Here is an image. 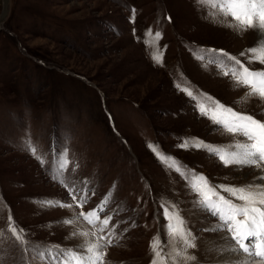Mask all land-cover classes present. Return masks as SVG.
<instances>
[{
	"label": "rangeland",
	"instance_id": "1",
	"mask_svg": "<svg viewBox=\"0 0 264 264\" xmlns=\"http://www.w3.org/2000/svg\"><path fill=\"white\" fill-rule=\"evenodd\" d=\"M207 13L196 0H10L0 28V227L10 210L34 242L74 248L95 238L70 233L95 228L82 218L71 226L61 221L112 192L104 215L113 220L101 234L112 246L99 241L106 264H150V241L164 239L160 205L169 200L197 237L192 264H214L206 257L210 239L227 232L203 231L217 218L193 205L186 181L148 147L159 146L214 185L263 183L254 180L259 170L225 167L205 150L177 147L186 137L220 146L244 139L218 130L177 84L200 100L207 94L264 121V100L246 97L231 75L197 58L198 49L211 48L246 62L239 54L257 43V32L228 28ZM157 54L163 66L153 61ZM29 139L44 166L26 150ZM65 147L71 161L66 178L78 184L88 179L96 188L83 209L41 204L72 202L50 171ZM3 254L11 264L15 253L6 246Z\"/></svg>",
	"mask_w": 264,
	"mask_h": 264
},
{
	"label": "snow or ice",
	"instance_id": "2",
	"mask_svg": "<svg viewBox=\"0 0 264 264\" xmlns=\"http://www.w3.org/2000/svg\"><path fill=\"white\" fill-rule=\"evenodd\" d=\"M196 3L208 9L207 14L213 21L240 32L249 30L257 32V43L239 54L241 57L247 55L246 62L222 49L211 48L198 49L197 58L215 65L224 76L231 75L237 86L247 90L246 97L264 100V69L252 67L255 63L264 65V0H196ZM134 18L135 9H133ZM155 35L160 37L161 33L157 31ZM152 59L163 66L161 55H153ZM177 88L197 100L196 108L200 115L207 117L218 126V130L223 129L233 137L244 138L243 141L236 140L229 145L220 146L208 144L196 137H186L177 147L186 150L189 148L205 150L215 155L225 167L235 166L238 170L251 167L259 170L262 174L254 180L264 182V121L225 106L207 94H200L203 97L200 100L189 88H181L179 84ZM25 147L44 166L45 159L38 154L37 145L29 139ZM148 147L166 168L176 172L186 181L189 189L196 196L193 205L217 218L218 223L213 228L203 231L228 233L215 247V251L219 254L239 257L235 261H229L228 264H264V183L239 186L214 185L202 173L198 174L183 166L177 158L163 154L159 146L149 143ZM70 163L69 153L65 147L58 155L56 167L50 171L53 181L67 190L72 202L48 199L41 201L44 207L71 209L76 206L83 209L89 202L90 196L96 195V188L90 180L85 179L78 184L66 178ZM220 190L228 196L222 195ZM112 197L113 193L109 192L96 207L87 212L80 211L61 221L71 226L82 218L95 228V231L91 232L70 233L74 237L79 235L95 239H85L82 244L68 249L59 245L34 242L28 230L19 226L9 210L6 224L0 227V264H9L8 258L3 254L6 246L15 253L11 264H106L107 252L99 241L107 239L101 234L109 229L113 220L112 215H104L112 202ZM160 207L163 209L162 216L166 221L162 225L164 239L157 235L150 241L149 247L153 253L150 264H192L197 257L190 250L196 249L197 237L191 229L190 222L175 202L165 200ZM114 228L115 225H113V234ZM107 245L112 246L111 239H107Z\"/></svg>",
	"mask_w": 264,
	"mask_h": 264
},
{
	"label": "bare ground",
	"instance_id": "3",
	"mask_svg": "<svg viewBox=\"0 0 264 264\" xmlns=\"http://www.w3.org/2000/svg\"><path fill=\"white\" fill-rule=\"evenodd\" d=\"M264 183V182H263ZM228 233H220L215 237L210 239V243L208 244V248L210 250L209 256L206 257H214V264H228L229 261H235L239 257L231 255V254H219L215 251V247L222 242V238L227 236ZM208 252V251H207Z\"/></svg>",
	"mask_w": 264,
	"mask_h": 264
},
{
	"label": "water",
	"instance_id": "4",
	"mask_svg": "<svg viewBox=\"0 0 264 264\" xmlns=\"http://www.w3.org/2000/svg\"><path fill=\"white\" fill-rule=\"evenodd\" d=\"M10 0H2V6L0 10V28L1 23L5 20L8 12H9Z\"/></svg>",
	"mask_w": 264,
	"mask_h": 264
}]
</instances>
